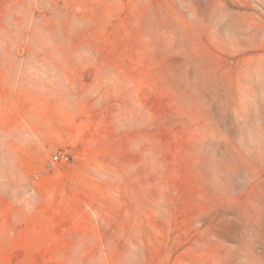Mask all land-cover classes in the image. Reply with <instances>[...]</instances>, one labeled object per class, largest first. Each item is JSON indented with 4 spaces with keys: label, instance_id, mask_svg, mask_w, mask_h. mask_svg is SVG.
<instances>
[{
    "label": "rangeland",
    "instance_id": "1",
    "mask_svg": "<svg viewBox=\"0 0 264 264\" xmlns=\"http://www.w3.org/2000/svg\"><path fill=\"white\" fill-rule=\"evenodd\" d=\"M0 81L77 109L44 199L0 201V264H264V0H0Z\"/></svg>",
    "mask_w": 264,
    "mask_h": 264
},
{
    "label": "crops",
    "instance_id": "2",
    "mask_svg": "<svg viewBox=\"0 0 264 264\" xmlns=\"http://www.w3.org/2000/svg\"><path fill=\"white\" fill-rule=\"evenodd\" d=\"M76 115L77 109L71 107L63 90L45 88L37 82L0 81V201L44 199L46 187L57 183L54 170L34 179L39 181L35 187L31 175L34 178L52 151L71 144L65 129L70 121H76ZM56 216L68 217V212L58 210ZM44 217L43 210H24L15 235L33 234L34 223L43 227ZM62 244L33 242L28 236L19 241L16 248L24 251L67 250L69 244Z\"/></svg>",
    "mask_w": 264,
    "mask_h": 264
},
{
    "label": "built area",
    "instance_id": "3",
    "mask_svg": "<svg viewBox=\"0 0 264 264\" xmlns=\"http://www.w3.org/2000/svg\"><path fill=\"white\" fill-rule=\"evenodd\" d=\"M69 160V154L64 150H56L54 153L50 155V157L46 160L44 165L39 169V171L34 175V179H37L38 176L45 173L47 170L51 169L56 163L64 161L67 162Z\"/></svg>",
    "mask_w": 264,
    "mask_h": 264
}]
</instances>
